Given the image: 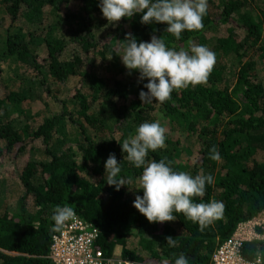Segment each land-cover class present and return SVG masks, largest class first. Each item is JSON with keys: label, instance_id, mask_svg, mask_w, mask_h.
Returning a JSON list of instances; mask_svg holds the SVG:
<instances>
[{"label": "trees", "instance_id": "obj_1", "mask_svg": "<svg viewBox=\"0 0 264 264\" xmlns=\"http://www.w3.org/2000/svg\"><path fill=\"white\" fill-rule=\"evenodd\" d=\"M69 1L75 0H0V19L9 21L0 32V77L7 66L13 82L0 98V166L5 160L16 165L13 157L28 147L33 155L15 181L0 178V264H54L51 245L57 232L51 229L57 205L73 208L101 231L98 248L106 256L175 264L184 253L189 264H211L218 244L264 216V81L258 70L264 63V0H208L204 28L185 30L179 40L165 31L166 23H141L142 13L109 22L101 0H76L81 16H64L59 2ZM216 32L225 34L210 37ZM127 33L138 43L163 37L177 50L189 40L207 46L216 54L207 83L174 90L163 104H143L139 93L147 91L148 81H139L138 70L131 72V82L123 78L125 72H116L125 65L113 49ZM40 44L46 47L44 57ZM70 44L80 52L72 60L65 56ZM72 80L77 82L70 87ZM67 85L72 90L61 95ZM37 87L53 98L55 109L34 126L24 107ZM157 113L168 121L171 136L164 148L149 150L147 159L167 158L177 171L195 176L202 169L214 177L194 202L222 201L225 212L204 232L182 213H173L175 221L149 222L133 205L131 183L117 191L105 181L110 153L121 163V177L137 181L142 175L121 143L140 124L156 122ZM213 145L221 155L218 162L209 158ZM184 154L191 161L183 162ZM166 236L177 241L175 247L167 245ZM258 247L264 248V240L245 243V257L252 259ZM118 248L121 254L115 253Z\"/></svg>", "mask_w": 264, "mask_h": 264}, {"label": "clouds", "instance_id": "obj_2", "mask_svg": "<svg viewBox=\"0 0 264 264\" xmlns=\"http://www.w3.org/2000/svg\"><path fill=\"white\" fill-rule=\"evenodd\" d=\"M100 8L109 22H118L122 18H131L142 13L141 23H166V32L177 40L183 31H199L204 28L203 17L207 14L208 0H101ZM113 51L129 70L140 73L139 81L147 80L139 93L143 104L153 101L163 104L171 99L174 90L207 83L215 63L216 54L207 46L197 45L189 40L187 47L179 50L166 45L163 37L152 35L150 42H137L132 33H127L124 40H118ZM168 129L156 122H144L136 129V134L125 139L122 152L126 159L137 169L142 168L138 178L143 196L137 195L133 205L151 223L175 221L173 214L182 213L188 220L199 225V231L223 218L225 205L212 199L210 202L196 203L195 197H203L206 185L214 183L209 173L193 176L185 171H177L167 158L159 162L148 160L149 150L155 152L165 147ZM209 158L220 161L217 146L209 149ZM125 159V157H124ZM121 163L115 153H110L105 161V181L109 186L121 187L130 184L131 179L120 176ZM75 211L69 206L57 205L52 220L55 222L51 231L59 232L64 224L74 218ZM169 247H175L177 241L166 236ZM252 259H243L242 264H264V248H256ZM125 264H131L126 261ZM164 264H168L164 261ZM175 264H189V259L180 253Z\"/></svg>", "mask_w": 264, "mask_h": 264}, {"label": "rangeland", "instance_id": "obj_3", "mask_svg": "<svg viewBox=\"0 0 264 264\" xmlns=\"http://www.w3.org/2000/svg\"><path fill=\"white\" fill-rule=\"evenodd\" d=\"M59 10L61 12L62 15L66 16V15H73L76 17H80L81 16V3L79 1H69V2H59ZM5 19H0V22L2 21V23L0 24V32L4 33L9 21ZM225 33H219L216 32L215 34L211 35L215 36L216 38L218 37H222L224 36ZM242 35V33H241ZM241 38H243V36H240ZM38 53L40 55H42L43 57L46 56L47 51H46V47L45 44H40ZM80 53L74 45L70 44L66 50L65 56L67 57L68 60H72L74 54ZM258 70L261 76V79L264 81V63H259L258 64ZM125 72L126 75L123 76L124 79H128L130 82L133 80L130 77L129 74V70L124 66L121 67L118 71L116 72ZM108 72L105 71V74H107ZM104 74V73H103ZM10 76V72L7 68V66H4V72L2 74V76L0 77V98H5L6 95L9 93L10 87H12L13 82H8V80L11 81V78H9ZM121 76V75H119ZM130 78V79H129ZM8 82V83H7ZM77 82V80H76ZM74 80L70 81V83L68 84L70 87H73L76 83ZM10 84V86H9ZM17 86H19V83L16 84ZM67 85V88H65L63 90V94H67L72 90V88H69ZM71 89V90H70ZM44 89H41V87H37L36 89V97L33 98L32 101H28L29 103H33L30 107L29 103L25 105V112L24 113H28L30 114V116L34 117V120L31 121L32 119H29V122L31 121V125L40 124L43 120L44 117H47L48 115H50L53 111V109H55L54 107V101L53 98L48 96L46 91H43ZM67 90H69L68 92H66ZM60 95V96H61ZM234 96V95H232ZM27 107V108H26ZM50 109V110H49ZM49 110V111H48ZM51 112V113H49ZM26 113V114H27ZM19 115L21 116L22 114L18 113V114H14V117H19ZM160 116H162L161 114L157 113V121L160 122V124L164 127H166L168 129L166 136H171V126L169 125L168 121L162 119ZM23 117V116H22ZM25 122V120H23V123ZM111 134L110 131L107 132L106 136H109ZM122 131L120 130V132L117 134V137L121 136ZM172 136H175L174 134ZM189 141V140H187ZM36 146H41V142H37L35 144ZM32 151H31V147H28L24 153L19 154L18 156L15 154V156L13 158H15L16 161V165L12 164L11 162L8 163V160L4 161V165L0 166V178L3 180H7L10 179L11 181H15L16 180V174L23 168L24 164L26 162H28L29 160L32 159ZM183 162H187V160L189 159L188 156H186L184 154V157H181ZM190 160V159H189ZM191 161V160H190ZM189 168L191 167V163H189ZM140 188V183L139 180L137 181H132L131 182V186H130V190L129 192H131L130 197L132 199H135L137 195H141L143 194V190L139 189ZM16 197V196H13ZM16 200V199H15ZM15 201H12V209L13 211L16 208V203ZM14 204V205H13ZM248 227L246 228L247 234L246 237L248 239L252 240H260L263 241L264 240V216H260L258 218H256L255 220H253L252 222L247 223ZM258 229H261L262 232H259ZM137 246V245H136ZM122 249L118 248L116 249L117 254H121Z\"/></svg>", "mask_w": 264, "mask_h": 264}, {"label": "built area", "instance_id": "obj_4", "mask_svg": "<svg viewBox=\"0 0 264 264\" xmlns=\"http://www.w3.org/2000/svg\"><path fill=\"white\" fill-rule=\"evenodd\" d=\"M248 224L241 225L230 239L217 245L211 264H242ZM101 231L77 215L54 234L51 259L54 264H125L119 257H109L98 248ZM131 264H136L131 262Z\"/></svg>", "mask_w": 264, "mask_h": 264}]
</instances>
